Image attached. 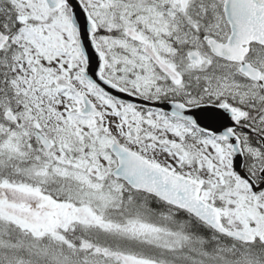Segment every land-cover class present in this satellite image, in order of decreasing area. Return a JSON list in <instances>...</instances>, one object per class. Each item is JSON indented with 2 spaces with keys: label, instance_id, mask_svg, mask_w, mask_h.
Instances as JSON below:
<instances>
[{
  "label": "rangeland",
  "instance_id": "374dc122",
  "mask_svg": "<svg viewBox=\"0 0 264 264\" xmlns=\"http://www.w3.org/2000/svg\"><path fill=\"white\" fill-rule=\"evenodd\" d=\"M86 1L92 6L94 18L104 28L95 37L105 50L106 75L110 79L138 94L171 95L182 98L186 103L217 99L224 93L230 96L238 94L243 101L246 100L247 92H240L239 88L245 83L227 69L223 70L225 64L208 51V36L224 40L230 32L223 14L214 8L216 0ZM70 19L67 9L51 12L43 0H0V28L15 33L12 40L0 48L1 104L4 110L16 111L22 118L19 125L0 118V152L36 160L41 164V167H35L40 170V175L53 173L74 180L85 188L84 196L88 201L109 206L125 193L132 192L124 182L111 177L117 162L110 152L109 135L123 129L125 124L142 128V123L134 110L113 104L75 70V67L82 68L84 63L76 50L78 34ZM111 29H122L120 31L124 35L116 38L118 36L104 33V30ZM151 40L159 64L153 63L144 53V44ZM167 40H179L178 48L175 49ZM193 50L201 54L199 62L186 64L187 68L193 69L189 76L196 81L195 92L183 88L182 85L186 84L182 78L184 73L176 72V69L172 71L166 65V62L177 64L169 59L178 54L187 56ZM59 77L72 79L80 93L89 96L101 110L99 119L81 114L82 99L67 88L58 86L56 81ZM74 110H78V114H74ZM150 121L158 127L148 136L167 146L147 142L141 135L128 139V147L170 170L184 161L187 164L184 170L193 172L195 168L188 164L197 160L201 179L211 183V190L215 188L212 194L226 203L221 208L224 221L232 228L260 235L264 230V191L254 194L234 172L230 148L216 143L213 138L195 135L184 126L178 125L177 130H170L156 113L150 115ZM98 124L102 126L100 131ZM32 125L49 135L53 144L51 150L43 148L36 139L32 142ZM261 126L264 125H257L255 130H261ZM174 149H179L180 153ZM247 153L250 158L249 162L246 161V170L256 172L261 169L264 151L247 147ZM29 166L24 163L17 168L32 173ZM223 181L227 182L226 187L216 188ZM9 191H3L0 210L14 219H21L23 208L4 198ZM209 195L211 192H204L203 197ZM129 198L134 199L131 195ZM79 217L98 228L107 222L95 217L91 207L81 209ZM147 219L154 220L149 215ZM125 229L133 234H151V227L138 221ZM154 238L158 239V236ZM177 241V245L182 243L180 239ZM252 248L254 252L248 251L247 247L237 250L229 241L220 240L213 264H264V247ZM4 256L3 264H37L33 260L7 259V254ZM174 258L198 262L179 253ZM128 264L144 263L128 261Z\"/></svg>",
  "mask_w": 264,
  "mask_h": 264
},
{
  "label": "trees",
  "instance_id": "16d2710c",
  "mask_svg": "<svg viewBox=\"0 0 264 264\" xmlns=\"http://www.w3.org/2000/svg\"><path fill=\"white\" fill-rule=\"evenodd\" d=\"M23 164L0 154V193L20 188L36 196H48L63 204L66 214L69 205L77 209L78 215L81 214L78 210L91 207L95 217L107 222L98 228L80 217L59 219L51 214L46 218L37 214L32 220H18L0 211V264L4 263L5 254L7 259L18 257L37 264H128V261L189 264L175 260L174 252L189 253L205 264H213L218 255L216 232L189 213L175 210L156 197L132 191L119 197L116 203L103 206L88 201L85 190L73 181L38 177L34 172L17 168ZM184 168L180 166L179 172L185 173ZM186 173L195 178L191 172ZM130 195L134 199H130ZM24 207L29 210L30 206L24 204ZM147 215L154 220H148ZM136 221L149 225L151 234H133L125 229ZM37 226L42 230L34 234L32 227ZM178 239L182 243L177 245Z\"/></svg>",
  "mask_w": 264,
  "mask_h": 264
},
{
  "label": "water",
  "instance_id": "95a60500",
  "mask_svg": "<svg viewBox=\"0 0 264 264\" xmlns=\"http://www.w3.org/2000/svg\"><path fill=\"white\" fill-rule=\"evenodd\" d=\"M45 1L50 10H58L66 5L70 7L71 21L79 32L80 48L87 63L86 67L80 70V73L90 83L118 101L131 105L162 108L166 112L189 121L205 131L215 133L231 141L234 149L233 160L235 169L252 184L253 188L256 187L255 181L243 170V152L240 148L239 140L231 132L236 114L231 112L229 105L217 107L206 104L190 107L180 101L156 103L126 91L103 76V58L93 38L97 31L96 22L90 16L83 2L81 0ZM226 16L232 31L228 44L224 45L214 38H209V45L216 56L242 62V71L250 78L257 79L260 71L243 61V56L248 50H243L240 56L236 54V57H232L233 53H231L230 48L234 44L239 43V41L250 43L254 40L264 45V0H258L257 2L242 1L238 7H227ZM8 39L9 36L0 31V45L7 42ZM149 52L151 51L149 50ZM190 58L198 60L199 55L196 52H192ZM60 83L70 85L65 80H61ZM85 105L86 107L83 109L85 114L98 112L87 97H85ZM7 116L13 118L10 113ZM36 134L42 145L50 149L49 140L39 131H36ZM110 149L118 159V165L112 171L115 178L124 180L135 190L147 192L173 206L189 211L224 235L243 242H253L255 240L248 233L236 232L223 227L218 210L200 198L202 184L151 163L140 154L127 149L117 139L113 140ZM261 176L264 177V168L261 171ZM263 188L264 180L256 190ZM260 239L264 242V233Z\"/></svg>",
  "mask_w": 264,
  "mask_h": 264
},
{
  "label": "flooded vegetation",
  "instance_id": "af4514ba",
  "mask_svg": "<svg viewBox=\"0 0 264 264\" xmlns=\"http://www.w3.org/2000/svg\"><path fill=\"white\" fill-rule=\"evenodd\" d=\"M235 1L238 0H216V4L214 6L215 10L220 11L223 16L225 14V5L226 3H234ZM172 9L174 10V8L172 7ZM225 17V16H224ZM226 22V20H225ZM129 42H135L138 40H128ZM145 41V40H142ZM151 40L146 44H152ZM222 43H226L227 40H219ZM167 42L170 45H174L177 44V42H179V40H167ZM250 51L248 53V55L246 56V61H248L249 63H251L254 67L260 69L261 73H262V78L264 80V46L254 43L252 42L249 46ZM226 68H223V70L227 69L228 72L232 73L233 75H237V76H241L243 80H245L247 83H249L252 87L250 86H245L242 89L241 86V92L243 90H245L247 92V96H246V100L242 101V98L237 94L235 96H230L227 95V93H224L223 95H221L220 98H213L210 99L209 102H213L216 104H222V103H229L231 106H233L234 108L238 109L240 111V117L238 119V126L236 127V133L241 137L242 139V145L243 147H249L254 148H260L261 150L264 151V147H263V140H262V135H264V126H261L262 128H260L261 130L256 131L255 127L257 125H264V120L262 121V119L264 118V84L262 83H256L254 81H249L243 74L240 73V65L237 63H231L228 62L226 60H221ZM170 70L174 71L175 69L171 68ZM222 70V71H223ZM181 72L187 71V73L185 74H190L193 69H186V70H181ZM178 72V70L176 71ZM248 85V84H245ZM255 87V89H254ZM251 88V89H249ZM209 93L211 94L212 92L209 91ZM150 95L152 98H157L158 100H165L163 99L164 96L154 93V92H150ZM204 103V100L202 101ZM207 103V102H206ZM158 110H154V109H148V108H143L140 109V112H143L144 114H150L152 112H156ZM170 124V123H169ZM172 126V125H171ZM151 126H148V129H144L143 133L144 134H148V132L151 130ZM133 129L132 127H128L125 128L123 130V132L118 133V135H120V139L122 140H127L128 136H129V131ZM193 130L194 133H196V131L199 132L198 129L194 128ZM198 134V133H197ZM114 136V135H113ZM112 136V137H113ZM137 137V134H135V138ZM249 155H247L246 157V161L248 160L249 162ZM245 161V164H246ZM247 169V168H246ZM251 174H256L253 170L252 172H250ZM13 201L15 204L19 203V196L15 195L13 197Z\"/></svg>",
  "mask_w": 264,
  "mask_h": 264
}]
</instances>
